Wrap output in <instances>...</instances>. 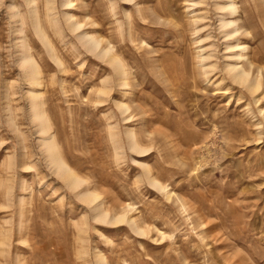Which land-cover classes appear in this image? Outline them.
I'll list each match as a JSON object with an SVG mask.
<instances>
[{"label": "rangeland", "instance_id": "1", "mask_svg": "<svg viewBox=\"0 0 264 264\" xmlns=\"http://www.w3.org/2000/svg\"><path fill=\"white\" fill-rule=\"evenodd\" d=\"M71 1L36 0L44 43L33 4L0 0V264H264V0H234L224 28L217 0ZM66 13L114 46L125 86ZM228 43L246 46L240 62ZM32 88L77 189L46 158Z\"/></svg>", "mask_w": 264, "mask_h": 264}, {"label": "bare ground", "instance_id": "2", "mask_svg": "<svg viewBox=\"0 0 264 264\" xmlns=\"http://www.w3.org/2000/svg\"><path fill=\"white\" fill-rule=\"evenodd\" d=\"M45 1L47 4L50 3L49 0H45ZM26 2L28 4H33V9L31 10V13H30L32 16L31 24H33V27L37 35L39 36V38L42 40V42L47 43L45 33L43 32V29L41 27V20H40L41 14L39 15V11H38L39 9H38L36 0H26ZM71 2H72L71 0H64V5L68 7V5H71ZM216 5H217V9H219L220 11H226L225 14H222L219 17L220 26L222 28L228 27V26H236V20L226 18L227 14L232 16L237 13V6L234 0H217ZM67 14L68 13H66L64 16L66 17ZM48 15H49V12H48ZM67 19H69L70 21L69 22L70 25L68 26H71L70 29L72 30V32L76 31L77 38L82 42V44L85 45L87 49L90 50L91 52L96 53L98 57L102 59H106L107 62L110 64V66H112L117 71L118 78L121 80V85L125 86L127 84L125 81L127 72L124 69L123 62L117 56L114 46L110 45V43L104 45L105 43L103 44L104 42L103 38L101 36L96 35L93 32H89V31L79 32L78 31L83 26V24H86V23L91 24L94 22H92L91 20L88 22H83V21L78 20L79 18L74 19L73 15L71 14L67 15ZM54 24H57V23H54ZM237 31H238V28L236 27L233 30L227 32L226 35L228 37H232L231 35L236 33ZM21 43H22V48H21V53H20V63L22 66H24L27 69L29 87H34L35 85L36 86L39 85V76H38L39 72L34 63L35 61H33L32 57L29 56L27 53L28 49H27V46L25 45L26 43L24 44V41ZM245 47H246L245 45L239 44V43H228L227 45V48H230L234 52L231 58H235L234 61L236 62H240L244 57L242 53H235V52H238V51L242 52V50L245 49ZM228 71L230 72L231 75L230 74L229 75L232 76L231 79H233V81L239 84H243L250 92H254L259 87L260 79L258 75H256V77L253 78V80L249 81L248 80L249 71L246 70L243 66H237L236 64H230L228 66ZM102 89L105 91V88H102ZM39 94L40 93L34 90V88L28 90V97L30 101V107L32 110L33 118L38 120L39 122L37 129L40 134V144L42 146L44 153L46 154V158L49 164L53 167L54 172L57 174V176H59V178H62L69 188L77 189V187H79L83 181H81V179L78 177L75 171L71 167H69V165L63 160V158L61 157L58 151V147L55 142L54 135L49 134L48 121L45 118L44 111L40 109V105L38 101ZM118 107H120L122 111H125L128 108L123 102H119ZM128 139H129L131 148L133 150L138 151V152L144 151V149H142L141 145L137 141L135 132L133 130H129ZM151 182L153 185H155L156 187H159L161 190L165 189L156 179L151 178ZM79 195L87 202L88 201L90 202L93 200L92 196L94 195V193L92 191L87 190L84 192H80ZM97 212H98L97 218H100L103 220L106 216V213L103 211L102 207H98ZM99 263L106 264L105 258L103 255L99 256Z\"/></svg>", "mask_w": 264, "mask_h": 264}]
</instances>
